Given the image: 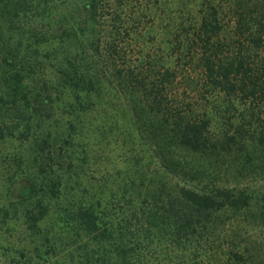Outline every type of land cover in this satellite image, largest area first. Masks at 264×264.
Wrapping results in <instances>:
<instances>
[{"label": "trees", "instance_id": "obj_1", "mask_svg": "<svg viewBox=\"0 0 264 264\" xmlns=\"http://www.w3.org/2000/svg\"><path fill=\"white\" fill-rule=\"evenodd\" d=\"M107 88L154 166L104 200L90 151L114 130ZM9 140L29 185L0 230L15 214L38 245L0 237V264H52L74 241L80 264H264V0H0Z\"/></svg>", "mask_w": 264, "mask_h": 264}, {"label": "rangeland", "instance_id": "obj_2", "mask_svg": "<svg viewBox=\"0 0 264 264\" xmlns=\"http://www.w3.org/2000/svg\"><path fill=\"white\" fill-rule=\"evenodd\" d=\"M107 94L109 97V103L106 107L107 109H110V114L113 113L109 119L114 125V130L113 133L99 136L91 142L92 150L90 151V156L92 157L90 166L98 171L94 175L97 180L101 179L99 181V186H102L103 183H105L102 177L105 176L109 179L107 187L104 188V191H106L104 193L106 194H99L97 196H101L104 200L107 197H114V194L117 193L116 190L121 187L120 185L122 182L126 181V175L129 174V167L137 169L140 166L143 167L146 163L147 165L150 163V167L154 166V160H150L146 157V147L143 144H140L137 139H132L133 143L129 142L128 132L134 135V132L132 131L134 126L124 98L111 88H107ZM103 126L106 127V125ZM18 152L19 143L17 141L9 140L0 144V204H9L10 202L16 201L28 188L29 183L27 180L25 178H20V176L15 178L12 170V166L14 165L11 162V159L15 154H18ZM94 192L97 194L99 191H97L96 188ZM118 202L119 201H116L115 203ZM249 213H253V208ZM248 214L234 218L232 213L228 212L223 215L222 218L226 219L227 222H230L232 219L238 220L241 225L240 227L243 228V230H249V224L251 223H249L250 217L246 216ZM12 217L13 219L11 220L10 225L6 226L5 229L0 230L2 242L5 245L10 246L14 251L21 249L22 247H28L27 249L30 251L29 254L34 257L33 250L38 240L35 243L32 241V238L29 236L28 231L22 222V218L16 217L15 214H12ZM57 217V214L51 217L46 224L47 229H53V227H55L58 220ZM63 236L66 238L65 235ZM234 238L237 242H243L248 239L246 238V234L244 235V232L237 237H235V235L229 236L230 241H233ZM67 240V242H70L73 239L69 240L67 237ZM61 245V251L58 252L59 254L56 257L53 259L51 258L52 260L50 259V262H52V264H80L78 251L74 250L76 242L74 241V244H69L68 246H65L64 244ZM62 247H64V250H62ZM224 250H227V248ZM155 256L156 254H150L149 257L155 262V264H158V257Z\"/></svg>", "mask_w": 264, "mask_h": 264}]
</instances>
